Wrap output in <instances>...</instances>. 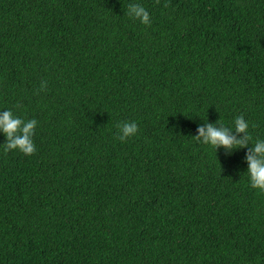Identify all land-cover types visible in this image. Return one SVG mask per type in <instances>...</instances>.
I'll list each match as a JSON object with an SVG mask.
<instances>
[{
	"label": "trees",
	"instance_id": "16d2710c",
	"mask_svg": "<svg viewBox=\"0 0 264 264\" xmlns=\"http://www.w3.org/2000/svg\"><path fill=\"white\" fill-rule=\"evenodd\" d=\"M7 108L38 124L30 156L0 134V264H264L247 149L193 138H264V0H0Z\"/></svg>",
	"mask_w": 264,
	"mask_h": 264
},
{
	"label": "clouds",
	"instance_id": "9594fccd",
	"mask_svg": "<svg viewBox=\"0 0 264 264\" xmlns=\"http://www.w3.org/2000/svg\"><path fill=\"white\" fill-rule=\"evenodd\" d=\"M127 15L144 25L151 24L149 11L142 3H129ZM37 124L35 118H22L11 108L0 110V134L5 137L3 150L18 151L26 156L34 154L36 146L33 137ZM117 127L120 141H125L138 132L135 121H125ZM249 128V121L243 114L234 116L229 126L222 124L220 119L215 123L207 120L197 128V134L193 138L202 145L212 147L216 152L219 148H223L227 154L234 150L247 149L244 160L247 164L245 173L248 183L251 188L264 192V138L254 139Z\"/></svg>",
	"mask_w": 264,
	"mask_h": 264
}]
</instances>
